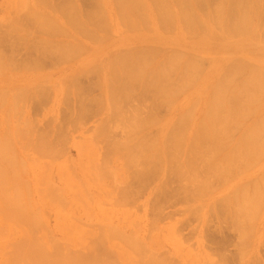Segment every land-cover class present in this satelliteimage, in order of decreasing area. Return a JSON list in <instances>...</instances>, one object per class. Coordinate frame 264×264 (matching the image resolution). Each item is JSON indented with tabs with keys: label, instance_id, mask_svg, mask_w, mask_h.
Returning a JSON list of instances; mask_svg holds the SVG:
<instances>
[{
	"label": "rangeland",
	"instance_id": "374dc122",
	"mask_svg": "<svg viewBox=\"0 0 264 264\" xmlns=\"http://www.w3.org/2000/svg\"><path fill=\"white\" fill-rule=\"evenodd\" d=\"M33 1H37V0H0V34L2 35V37L0 35L1 37L0 41L4 40V39L2 40V38H4V34L6 33V30L4 29L5 27L6 29H8L7 33L9 36L14 35L12 39H11V36L8 37L7 35L8 40L10 41V44H7V46L4 47L5 48L4 50H3V45L0 46V55H2L0 57V60H1L0 61V68H1L0 69V95L2 97V98L0 97V154L2 156L1 155L0 156L3 157V159L0 157L2 159V160L0 159V264H27V261L21 258L22 252L17 250V247L14 248L12 246H14L16 243L18 244V241H21V239L30 237V235H31V238H34L38 242V244L40 243L39 244V247H41L40 249L44 248L48 254H50V252L53 250L52 246L51 245L49 246V244L56 242V245L59 247L60 253H64L66 251H70L74 253L72 249H75L77 252H82L81 247L84 248V246L89 247V250L87 252L92 253V252H95L98 247L100 249L101 247H105V249L103 248L102 250L103 252L104 250H106L105 252L108 251V254L105 253L104 255L105 258L111 256L110 260L115 259L119 263H122V261H120V258L127 260V261L129 260L134 261V263L138 260L140 261V258H138L139 256H137L138 252L137 250H135V247L137 246H129V244L127 245L121 239L119 240V238H117V234H122L126 237L127 236L130 237L131 235L133 239L136 238L138 240H140L143 237L146 239L151 238V240L154 241L153 245H157V246L161 245L160 246L162 249L161 251L165 252L166 250H168L170 252L171 250V252H175V253L178 252L177 254L181 255L182 258L185 259V261L196 260L197 258L201 257V253L208 255L212 260L215 259L214 261H216V257L218 256V251H219L218 250L219 248L216 244L219 242L218 241L213 242V240L211 241V239L208 238V235L205 234L208 232L204 230V228L206 229V227H208L209 230L213 232V235H215L214 241L219 240L221 236L217 235L220 237V238L219 237L217 238L216 232L214 230L216 229L218 222L221 219L219 218L220 216L218 215L210 214L211 211H209L210 213H208L207 212L208 210L206 208L203 210L200 209L201 207L200 205L206 206L204 204L210 205L212 203L213 204L215 203L214 205L216 206L222 203L223 201H225L226 197H227L226 200L231 201L230 199L232 198V201H233V198L235 196H234V193L232 192L236 190L235 188L243 187L242 186L243 184L244 186H247L246 183L248 184L249 187H252L254 184L251 186L249 185V183L252 184L253 182L252 180L254 181L259 180L261 177L260 174H262L263 176L264 156L262 155H264V146L261 145V143L263 142L259 143V147L251 146L254 148L253 149L250 148L253 151H255L254 149L257 150L255 151L256 154H254V152H252L251 150L253 154V160L255 159V156L258 155V157L256 156L257 161L255 159L256 162L252 160L251 158L252 156L250 155L247 158L243 159V157H245L246 155L244 154V152L248 150V149L244 150L245 148L241 150V153L243 152L242 154L244 155L241 156L240 154L241 159L238 158V163H235V166L237 165L238 167L237 166L235 167L234 164H232V166L228 164L224 165L225 162L223 158L226 157V152L227 154L229 152H230L229 154H231L230 149H233L234 146H235L234 148L237 149L235 142L239 143V141L241 140L240 136L243 135L241 132L242 129L244 130L245 127L246 126L248 127L250 124L253 125L255 123L254 119H256V117L257 119H259L258 117L264 115V105H261L262 107L259 106L260 110L259 108L255 109L254 111L258 110L256 111V113L254 111L250 112V114L252 113L253 116L249 114L250 115L248 116L249 120L244 119L245 121L241 122V123H245L243 125L240 124L242 127L240 126L234 127V133L232 132L233 127L228 128V130L232 129L230 131L233 134L230 133V131H228L229 133L226 131L227 132L226 139L228 136H229L228 139L231 137L232 139L231 138H230L231 140L227 139V142L229 141L232 142L233 140V143L227 144L225 142L226 147L222 146L224 148H222L221 146H218L219 145L218 144V145H215L217 147L216 148L214 146H211L213 144L209 143L211 139L205 140V142L201 141L203 143L202 144L203 146L204 144H207V145L203 147L202 145L200 146L201 143H199L198 147L199 146L201 148L203 147L205 150L201 148L200 150L198 148V150L200 151L204 150L202 152L200 151L198 152L203 156V154L204 153L206 154V152L208 151L207 154L209 156H207V154L206 155L204 154V157H202L200 154H196L193 156V153L191 154L190 152L191 150V148L189 147L190 144H188L184 140V138H182L181 135L184 136L186 134L187 136H189L190 131L193 130L192 127L197 122V120H199V118H201L202 116V110L205 107L207 98L209 96L210 86H211L209 85L208 89L205 90L206 84H204L205 78L203 77L205 76V72H207L208 74H211L210 84H212L217 79L215 77L217 73L222 72V69L223 71L229 70L230 66L235 64L234 63L235 61L242 62L244 64H250L264 71V38L262 39L264 35H262L261 37V34L264 33L263 32L264 29H262L264 28V23H263L264 22L263 21L264 20V15H263L264 14V0H258V2L257 0L256 1L253 0V2L255 3L251 2L252 0H238V1L237 0H222V1L217 0V4H215L216 0H210L211 2L213 1L215 3L213 2L210 3L208 6H206V9L204 7L203 11L201 10L199 12L197 10L199 15L195 11L196 13H194V15L195 16L197 15L198 17H200V20H198L199 18H196V17H195L196 21L193 19L195 21L193 22L194 24L198 22L195 25L194 24L191 25L192 22L190 23L188 22L189 24L187 23L188 24L187 26H184V27L176 26L175 27V24L171 22L170 26L160 29L159 26H154L155 27L154 28L153 25H151L150 23L149 24L144 23L143 26L141 24V28L143 27V29L141 30L138 29L135 31V33L139 35L141 34L142 37L141 38L139 37L140 41L143 44L146 43L145 46H141V47L150 46V47H154L157 49L156 50L157 52H155V56H150V55L147 56V57H150L151 60L153 61L152 62L149 60L151 63L154 64L155 62V64H159L161 66L163 64V66L165 67V65H168V64H165L166 60L169 59V62H170V59L172 57L176 58V56L174 55L172 56L170 54L173 53L174 51H179L178 53L180 55L178 56H182V57H180L181 59H180V62L177 63L178 65H181L183 56L187 58L193 57L194 59L197 58V60H195L196 63L194 62V67L196 66L197 69L199 68V70L196 69L195 71H190L189 68H188L189 70L187 69L188 72H193L192 76L194 75L193 76L194 78H193L190 73L189 78L190 77L192 78L193 83L191 80L190 86H188L189 81L187 85V83H185L187 82V80L183 78L184 81L181 82L182 78L180 79L179 77V75L181 76L186 72V68L183 66L184 72H182L181 71L182 66L178 67V65L175 62V59L173 58L174 65L170 64L168 65V67H165L164 69L166 71L163 69L164 73L158 70L159 72H161L160 75L165 74V72L168 75L166 78H164L165 77L164 75L163 77L161 76V78H164L162 82L158 81L160 79L159 78L160 76H156L158 72L155 73L154 72L155 69L153 68L151 71V66L150 68L149 67L142 68V69H145L146 71H149L150 69L151 77L149 76L150 75L149 73L143 70L142 71L146 73L147 77L149 78L144 77L146 74H144V76L139 74V76L145 78L143 79V81H147L146 79L153 78V75L155 74V76L157 77V81L155 80L156 82H154V79L152 80H153V83L157 84V87H158V82L159 84L162 85L163 87L162 90L168 87L167 84L168 85L171 84L175 89V90L173 89L174 91L170 89L171 88L170 86H169L170 87L169 90H171L170 93H168L169 91H166L167 88L164 91L167 93H164L163 91L159 92L157 90L153 91V89L157 88L156 84L153 85L154 88L150 89L151 85L153 84L151 83L152 81L148 80L149 81V83H147L148 86L145 84L146 82L145 83L143 82L145 84L144 85L142 83V80L138 81L141 79V77H139L140 79H138L137 78L138 76L136 77V74H133V76L135 75L134 79L135 78L138 79L137 80L138 82L135 80L134 82L135 84H133V86L134 85L135 86L132 87L131 85L130 90H127L126 86L129 84L128 78H129L130 83L131 81H134V79L130 77L124 78L122 76L123 79H121L122 77H120L118 78L120 79V81L118 80L119 82H115L118 75L122 73V71L119 72L120 62H118L119 64L117 63V65H115L114 67L116 68L117 66L116 69L119 68L118 71H116L115 69L113 72L112 70L114 68L110 67V69L112 68L111 70H109V72L111 73L110 77L111 76L113 77L110 79L112 80L114 79L112 83L115 82L116 84L120 83L123 80L121 82V84L123 85H124L123 82L126 79L128 84H126V86L124 85L126 90L122 89L121 90L122 92H121L119 90L121 89L123 85L122 86L120 85L119 87L120 89H119L117 88L119 84L116 87L115 86L116 84L114 83V86H112L114 87L113 90L116 91L114 92V95L113 94L111 95L112 90H110L111 93L108 94V90L110 87L106 88L107 82L109 86L113 84L111 83L110 80H109L110 82L106 80L108 78L107 76L108 74L103 73V71L106 72V70H104L106 68L104 69L102 68L105 65L106 67H109V66H107V64L104 62L105 59L103 60L104 57H102L103 52L101 50H105V49L110 50L111 48L114 49L116 47L114 45L115 42L109 45L110 41L120 38L124 34L130 32V31H127L126 28H123L124 25L121 23V19H119L120 15L117 14L116 10H118V12L119 10H121L120 5L117 4L118 0H113V1L112 0H106V1L87 0V2H85L86 4L83 3L85 0L83 2L80 0L78 1V4L79 5L82 4L81 7L85 9L84 12L87 15H89V17L91 18V19L89 18V20H92L93 22L101 21L102 23L105 18V21L107 20L108 22L107 21L106 22L107 24H109V26L107 25L108 26L107 28H109L108 29L109 32L107 28H105L104 26L102 27L101 25V28L99 29L101 32H99V30L96 31V35L99 37H96L94 33L95 36L93 37H95V40L92 37L90 38L91 42L88 43L89 39L88 40L83 39L84 44L81 45V48H79L80 45L79 46L77 44L73 45L72 48L73 49L75 47L79 48V51L80 49H82V47H84L81 52L82 54L78 56H73L72 48L71 49L68 48L69 49V50L67 49L68 51L66 49L64 51H60V50L57 51L56 49V47H58L57 45H49L45 43L46 40L44 39H47L48 37V40H49L48 35H52L51 33L54 30H51V29H54V28L49 26L48 27L50 28L49 29L50 31H49L48 28H45L46 30L41 29L40 27H38V25L41 26L42 25L41 22H44L43 24V28H44L48 25H51V23H53V26H54V24L56 23L52 19L53 17L52 10L49 8V6L45 2H43L45 0H38V1H42L41 3L43 4V6H46L48 9L47 8L43 9V6L41 5L42 6L41 7L39 5L40 3H37V2H36L37 5L35 4V7H34ZM91 1L93 3H96L97 6L93 3L91 4ZM220 1L221 2L225 1V2L221 3ZM113 2L114 3L116 2V4L118 5L116 10L114 8L117 5L114 4L113 6L112 5ZM218 2L222 6H225V8L229 6L228 10L229 9L231 11L232 9L236 10V13L241 8L240 6L243 5L242 6L243 8L248 7V9L252 10V12H254L253 13L254 15L258 14L257 16L256 15L254 16L252 14L253 15L252 20L254 21L252 22V24L254 23L253 24L254 27L252 26V29L254 30L255 28V31L256 29L257 31L253 33V31L250 29L253 34H251V32L247 33L246 31V33H240L239 35H234L231 37H228V35H226V37H224L225 35L221 34L224 30L223 28L221 30V27L218 26L216 20L218 17L220 19H223L224 17L225 19L227 17V16L225 17V15H227L226 13L229 12L230 10L229 11L224 10L225 8L222 7ZM104 3H105V6H104ZM237 3L239 4L238 6H237ZM145 4H146L145 6L146 8H142L143 12L141 11V9L140 11L142 12L141 15H143V13H145L146 15L145 16L146 18H144L143 20L148 21L149 19V16L147 15V9L149 8L147 6L148 3L142 2L143 7ZM98 5L100 6V8ZM92 6L95 9L97 7V11L98 10L99 11L96 12L94 8H91ZM219 7H222V8H219ZM40 8H42V10ZM130 8L131 6L127 5L125 8H122V9H130ZM45 9L47 10L48 13L46 12ZM208 9H209V12H208ZM211 9L213 11H210ZM37 10L39 12H36ZM136 10L137 9H135V11ZM43 11H44V14H43ZM50 11L52 14L50 13ZM100 11H101V15H100ZM255 11L258 13H256ZM35 12L36 14L37 13L39 14L41 20L38 21L39 17H37V15L34 14ZM234 12L230 13L231 17L233 16L232 14H234V16L230 19L229 23H233L232 19L236 22H239L237 21L238 20L237 14L239 13L236 14ZM95 13H98L97 17ZM213 13L214 14L217 13V15L219 16L214 15ZM18 14H23V15H20L22 16L20 18ZM31 14H34L36 18L34 17L33 19ZM45 14L49 16V19ZM259 14H262V16ZM172 16L175 17L174 15ZM208 16H211V17H208ZM260 16L261 18L263 17L262 19L261 18L259 19L260 21H263L262 24L260 21H259L260 23L259 24L258 19L256 20V18H254V17L259 18ZM249 17H251V15H249ZM165 18H168V17H165ZM22 20L23 22L25 21L26 22L23 23ZM30 20L34 25H36L35 23H37V27L39 29H36V27L33 26V24H31ZM34 20L37 22H35ZM27 21L30 23H27ZM110 21L112 22V24ZM106 22H104V25H106L105 24ZM8 23L10 24L9 26H8ZM13 23L16 25H14ZM114 23L115 25H113ZM61 24L60 22L57 21L56 25L59 26ZM145 24L148 25L149 27L146 28L147 26ZM257 25L258 27H256ZM27 26L30 29L26 28ZM33 27H35V29ZM113 27H114V30L112 29ZM25 28L28 30H26ZM31 28H33L32 31H31ZM115 28L116 29L118 28V29L116 30ZM144 28H146L147 31L144 30ZM153 28L154 30H151ZM15 29L17 31H15ZM59 29L60 28L55 29V31L57 30V33H58ZM25 31H30V32L26 33ZM35 31H39V33L40 32L45 33L46 36L42 35L41 37L40 34ZM59 32L61 34V31ZM100 33L103 35H98ZM16 34L19 35V39L17 38L18 36H16ZM150 34H155L156 37L153 38L155 39L154 41H156V39L159 37L165 40V42L163 43L157 42L156 45L155 43L153 44L154 41L150 42L151 40L150 39L151 37H149ZM220 34L224 36H221ZM57 35H59V33ZM217 35L218 37H221L222 40L223 39L224 40L221 41L220 39L219 41L218 37H216ZM100 36L102 37L104 36L103 39L105 40L103 41H100L99 39L96 40V38H100L102 40V37ZM105 36L107 38H105ZM144 36H148L146 38L147 40L143 38ZM77 37L81 38L80 35H77ZM210 37L214 41L211 40ZM16 38L18 39V41ZM21 38H23L25 41L21 40ZM196 38L199 40H197ZM162 39H157V40L162 42L161 41ZM215 39H218V41H215ZM41 40L43 41V43ZM59 40H61L62 42L66 41L65 37ZM172 40L175 41L176 43L173 44L171 42ZM28 41H33V42H28ZM17 42L20 43L19 44L20 47H18V45L16 44ZM24 43L25 44L28 43V44L25 45ZM35 43H36V46L38 47V50L40 52H44L42 54H45L42 57V59L39 58V60H37L38 59L37 56L35 57L34 54H32L33 55L32 56L31 54L29 55L28 53V51H30V53L34 52L32 47L34 46L35 48ZM43 44L45 45V47ZM28 45L32 49V52H31V49L30 50L28 49L29 48ZM14 48L16 49V51H14ZM85 48H87L86 49L87 51L85 50ZM120 48L121 49H118L117 47V49L120 51L126 50V48L123 49L124 47H120ZM46 50H49V51L51 50L52 54L55 51H56L55 53L58 52L57 54H55L56 55V57H54L55 59L53 58L51 60L54 54L52 56V54L51 53L49 54V51H46ZM17 51L19 54L17 53ZM75 51L76 50H74V53L77 52ZM21 52L24 53L23 54L24 56H22ZM60 52L62 54L63 52L67 53L63 55V57L65 56L68 57V54H69V55H72L74 58H72V56H69L68 60L66 57V59L64 58L65 60L62 62L63 58L62 60L60 59V57L62 56ZM59 53L61 54V56ZM202 53H205V54L203 55ZM14 54L16 55L15 57H14ZM208 54L213 55V56L211 58H206L205 56H207ZM151 55H154V54H151ZM57 56L59 57V60L56 59L58 58ZM144 60L141 59V61H144ZM9 61H11V63ZM149 61L147 60V62ZM158 61L159 62L162 61V64H160L161 62L158 63ZM114 63H116V61ZM142 63L143 62H141V65ZM151 63H147V64L150 65ZM108 64L114 66L112 63H108ZM143 65H146V64H143ZM22 66L24 67L22 68ZM96 67L98 69H102L100 73L94 72ZM138 67H136L135 69H138ZM200 67L202 68L200 69ZM88 69L89 71H87ZM108 69L109 68H107V70ZM84 70H86V72ZM81 71H84V72H81ZM135 71L137 73V70ZM167 71H169V74ZM127 72L128 70L123 71V73L126 75H127ZM152 72L154 74H152ZM72 75H74L75 77H73ZM127 76H129V73ZM185 76H188V75H185ZM130 79H133V80H130ZM236 79L239 80L238 78ZM183 82L185 83V85H183L184 84ZM178 83H181L179 84L180 86L178 85ZM186 85L188 86V88H186ZM69 86L71 87V90H69L70 89ZM144 89L146 90V92L144 91ZM72 91H74L73 93L75 94H72ZM24 93L26 95H24ZM176 93L177 94L181 93V94L177 95ZM162 95L165 97L163 98ZM28 97L29 98L31 97V98L29 99ZM242 98H241L242 101L240 102H237L238 100L236 99L231 100V102L229 101L230 103H232L231 104L232 107L229 108L231 109V112L236 113L237 111H239V108L242 105L244 106L246 104V101H243ZM263 98H264V91H263ZM112 101H113V105H112ZM114 101L115 103H118V104H115ZM233 101L234 103L236 102L238 105H240L237 107L238 109V110L236 109L237 111H234L235 110L234 106L236 105V103L234 104ZM262 104H264V99L262 100ZM195 105L196 107L194 108ZM231 105H229L228 107H230ZM233 107L234 109L232 111ZM115 109L117 110L114 111ZM138 110L141 112H139ZM185 110L186 112H188L187 115L189 116L194 114L195 116L194 118L193 116H190L191 121L187 117L185 120L184 118ZM137 113L138 114L142 113V114L137 116L138 115ZM257 113L259 114V116ZM143 116H144V119H143ZM115 117L118 119H116ZM175 117H178V119ZM110 119L114 121H111ZM129 121L131 122L130 125H129ZM176 121L177 122L179 121L178 122L179 124ZM189 121L191 123L190 125L188 124ZM255 121H258V120H255ZM180 122L182 124L186 123L187 125L183 124L181 126ZM151 123L153 125H151ZM176 123L180 126L178 127ZM172 124L174 125L176 124L175 128L173 127L174 125ZM176 126L178 128H176ZM173 128L175 131L180 128L179 130H177V132L179 131L182 133L179 134L178 132L177 134L180 136L181 139L177 137L179 139L178 142H172V141H171L172 143L168 142L167 144L171 143L172 145H170L171 147L169 145L166 147V143L163 142V140L161 141V139L162 138L164 139L166 135L171 137L170 136L171 132H174L175 134V131L172 130ZM182 128L185 130H182ZM126 129L128 131H126ZM170 130L172 131L170 132ZM177 134H175V136ZM186 135L184 137H187ZM129 136L133 141L129 139ZM125 138H127L129 142L126 141ZM182 139L186 145H184V142L181 141ZM121 140L124 141L125 144ZM136 141L139 142V145L137 144ZM141 143H143L142 146L140 145ZM255 144H252V145H255ZM186 147L187 148L189 147L190 150L188 149L189 150L188 151ZM208 147L209 148L214 147V148H211L212 151L214 149L215 150L217 149L219 151L216 150L217 152L213 151L210 153L209 151L211 150L208 149ZM258 148L261 152H258ZM162 150H165L166 154L163 153L164 151ZM166 150H168V153L166 152ZM191 151L193 152L194 150L192 149ZM214 153L217 155H215ZM245 153H248V152L246 151ZM257 153H260V154L262 153V155L259 156V154ZM189 155L191 158H189ZM197 155L200 156V158L196 157ZM4 156L5 157L8 156L7 159ZM206 156L209 159H207ZM168 157L171 163L168 162L169 160ZM176 157H178V160ZM185 157L191 159L189 161L190 163H188L189 165L190 164L191 165L197 164V165L192 166L190 168L188 164L187 166L184 163ZM249 157L251 158L252 162ZM8 158H10L11 160L10 162ZM205 159L210 163L209 165H211L212 163L214 164V166L217 163V161H218V164H221L222 162V164L225 167L230 166L229 168L230 170L227 169L228 167L225 168L223 166L224 172L223 171L221 172L220 170H222L223 168H220L218 164H216V166H218L220 170L216 169L214 171L215 169L213 168L214 166L210 167L211 169L208 170L209 169L207 167L208 162H206ZM246 159L249 161H247ZM140 160L144 162H141ZM187 161L188 159L186 160V162ZM191 161H193V164ZM204 162H206V165ZM245 163H247L250 168ZM238 164L242 167H240ZM173 165L174 166L176 165V166L174 167ZM180 165L183 167H181ZM201 165L203 168L200 167ZM243 166L246 168H244ZM166 168L167 169L169 168V169L167 170ZM181 168L182 170H180ZM194 168L195 170L198 169L196 173H195ZM205 169H207L206 172H204ZM189 170H192V173L193 172L194 173L192 174ZM211 170L215 173H213ZM239 170H241L242 172ZM219 171L221 173H219ZM258 171L260 172L256 173ZM179 172L181 173L183 172V173L179 174ZM177 173L180 176L184 174L183 175L184 177H179ZM197 173L199 175H197ZM216 173H219V174H216ZM192 176L196 177V179L194 177L192 178ZM243 180H246V181L243 182ZM183 181H186V183ZM263 182H264V179H263ZM258 185H257L258 188L262 189L263 187L262 190H264L263 183L261 184L260 182H258ZM196 186L197 187L199 186L200 188L199 187L197 188ZM202 187L204 188L207 187V189L205 190ZM15 190L16 192L17 191L20 192V193L17 192L20 194V196L24 197V198L19 199L21 201L22 199H24L22 202L21 201L19 202L17 200V198H19L20 196L19 197L17 196V198L15 197V195H17V193H14ZM130 192L132 195H129ZM201 193H203V195H201ZM2 197H5L7 199L6 200L3 199L2 201ZM9 197L11 199H9ZM4 201H7V204L10 202L11 203V204L9 203L10 206L13 204L12 201H15V202L18 201L17 202L18 204L17 205L13 204L14 208L12 207L14 211L16 209L17 211L11 213V211H13L12 208L9 209V206ZM259 204L261 205L259 206L258 210L254 214L251 220V223L249 224L251 228L253 227L255 228L254 229L255 231L251 229L250 231L251 232L253 231V232L252 233L249 232L248 235L246 234L247 241H246L245 246L243 247L242 254H240L241 259H240L239 252L236 250L237 247L235 246L237 243V239L235 238L234 240V237H231V239L228 240L229 241L228 245L225 244V249H224L226 250V253H229L230 256L228 254L225 255V251L222 250V252L224 251V253L222 254H224L227 259H225V262L224 261L220 262L221 264L223 263L225 264H256L257 263L259 264L260 262H261L260 264H264V199L263 201H259ZM197 206L201 210V211L200 210L197 211V212H200V213H197L198 215H196L195 211H193V209L195 210ZM15 207L17 208L15 209ZM160 207L161 209H157ZM189 208L190 210H188ZM156 209L160 210V212L159 211L157 212L160 213L161 215L160 217L155 219V216L156 217L158 216L157 212L154 213ZM191 210L193 213L192 215L189 216V213L187 212L189 211L191 214ZM196 216H199L201 219L203 217L202 220H200L199 218L201 222H199L198 217ZM216 216H218V218H216ZM157 219H159L160 221ZM205 221L208 224L205 223ZM182 225H184L183 228H181ZM174 229L177 230L178 232L176 233ZM173 233H174V236H173ZM181 234L185 237H183ZM225 234H227V232H225ZM225 234L223 236H225ZM204 235L205 237H207V240H205L206 238L205 239L202 238V236ZM180 236L184 240L181 239ZM175 237H177L181 241ZM232 239L234 240L233 242H232ZM134 241L136 242L137 240L134 239ZM123 243L126 245L124 246ZM209 247H212V250ZM15 249L16 251L14 252ZM213 250L214 251L217 250V251L214 252ZM87 252H84V253H87ZM214 253H216L217 256H215L216 254L214 255ZM236 253H238L239 256ZM122 255L123 256L125 255V256L123 257ZM227 256H229V258ZM219 257H220V253H219ZM218 259L219 258H217V260Z\"/></svg>",
	"mask_w": 264,
	"mask_h": 264
},
{
	"label": "bare ground",
	"instance_id": "6f19581e",
	"mask_svg": "<svg viewBox=\"0 0 264 264\" xmlns=\"http://www.w3.org/2000/svg\"><path fill=\"white\" fill-rule=\"evenodd\" d=\"M78 1L79 0H51V1H49V0H45V1H43V2H45L48 6H49V8L52 10V13H53V17H52V19L54 20V22L57 24V21L58 22H60V24L61 25H59V26H57L56 24H54V26H53V23H51V25H48V26H46V27H44L43 28V24H44V22H41V26L40 25H38V27H40L41 29H45V28H48L49 26L50 27H53L54 29H51V30H54L51 34L52 35H48L49 36V40H48V37H47V39H44V40H46V42L45 43H47V44H49V45H57L58 47H56V49H57V51L58 50H60V51H64L65 49L67 50L68 48H72L73 47V45H80V47L79 48H81V45H83L84 44V42H83V39H89L88 41V43H90L91 42V40H90V38H92L93 36H95L96 35V31H98L100 28H101V25H102V27L104 26L105 28H107L108 26H109V24H107V22L105 21V18L104 17H102V18H104V21L101 23V21H99V22H93L92 20H89V15H87L84 11H85V9L84 8H82L81 6H82V4L81 5H79L78 4ZM80 1H84V0H80ZM101 1V0H100ZM102 1H106V0H102ZM113 1V0H112ZM219 1V0H218ZM222 1V0H221ZM220 1V2H221ZM238 1V0H237ZM237 1H235V2H237ZM256 1V0H255ZM34 2V7H35V4L37 5V3H40L39 5L41 6H43V4L41 3L42 1H33ZM37 2V3H36ZM81 2V3H82ZM85 2H87V0H85L83 3H85ZM111 2V1H110ZM142 2L143 3H148V9H147V15L149 16V19H148V21L147 20H143L144 18H146L145 16V13H143V15H141V13L143 12L142 11V8H146L145 6H146V4L144 5V7L142 6ZM213 2V1H212ZM210 0H118V3L117 4H119L120 5V7H121V10L123 11H121V10H119V12H118V10H116V8L118 7V5L116 4V2L114 3L113 2V6H114V4H116L115 6V10L117 11V14H119L120 16H119V19H121V23L124 25L123 26V28H126L127 29V31H130L129 33H126V34H124L122 37H120V38H117V39H115V40H111L110 41V43H109V45H111V43H114V45L116 46L114 49H110V50H101L102 52H103V55H102V57H104L103 58V60H104V62L107 64V66H109V67H106V65L102 68V69H104V68H106V69H104V70H106V72L105 71H103V73L104 74H108L107 76H108V78L106 79L107 81H111V83H112V81L114 80H112V79H110V78H113L112 76L110 77V75H111V73L109 72V70H111L110 69V67H115V65H117V63L118 62H120V70H119V68L118 69H116L117 68V66H116V68H114L112 71L114 72V70L116 69V71H118L119 70V72H121L122 71V73H120V75H118V77H117V79H116V81L115 82H119L120 81V79H118V78H120V77H126V78H128V77H130V78H133L134 79V77H135V75L133 76V74H136V77L138 78V79H140L139 77H141V76H139V74L140 75H143L144 76V74H146V73H144L143 71H146L145 69H142V68H147V67H149L150 68V66H151V71H152V68L153 69H155L154 70V72L156 73V72H158L157 73V75L156 76H160L159 78L161 79H159L158 81H161L162 82V80L164 79V78H166L168 75L166 74V72H165V74H162V75H160V73L161 72H159V71H162L163 73H164V68L165 67H168V65H170V64H173L174 62V59H175V62H176V64L178 63V62H180V57H182V56H178V55H180L178 52L179 51H174L173 53H171L170 55H174V56H176V58L175 57H172L171 59H170V62H169V59L168 60H166V63L165 62H163V63H165V64H168V65H165V67L163 66V64H162V61H158V63H160V64H162V66L161 65H159V64H155V62H154V64L153 63H151L150 61H152L151 60V58L150 57H147V56H155V52H157L156 50V48H154V47H150V46H148V47H141V46H145V44H143L141 41H140V38L142 37L141 36V34L139 35V34H137V33H135V31L136 30H138V29H143V27L141 28V24H142V26H143V24L144 23H146V24H151V25H153V27L154 26H159L160 27V29H163L164 27H167V26H170L171 25V22H173L174 24H175V27L176 26H180V27H184V26H187L190 22H192L191 23V25L192 24H194L193 22H195L196 20H195V17L196 18H199L198 20H200V17H198L197 15L195 16L194 15V13H196L197 12V10L200 12L201 10L203 11V9H204V7H205V9H206V6H208L210 3H212ZM225 1H223V2H221V3H224ZM230 2V1H229ZM243 2V1H242ZM245 2V1H244ZM251 2H253V0L251 1ZM257 2H258V0H257ZM80 3V2H79ZM93 2L91 1V4H92ZM98 3H100V2H98ZM213 3H215V2H213ZM219 3V2H218ZM239 3V2H238ZM237 3V6L239 5ZM246 3V2H245ZM245 3H244V5H245ZM253 3H255V2H253ZM86 4V3H85ZM93 4H95L96 5V3H93ZM215 4H217V0H216V3ZM220 4V3H219ZM127 5H130L131 6V8L130 9H122V8H125ZM221 5V4H220ZM232 5V4H231ZM256 5V4H255ZM40 6H38V7H40ZM41 6V7H42ZM97 6V5H96ZM99 6V5H98ZM104 6H105V3H104ZM222 6V5H221ZM243 6V5H242ZM242 6H240L241 8L239 9V11L237 12V13H239V14H237L236 13V10H233L232 9V11L234 12V13H236L237 14V16H238V20L237 21H239V22H236V21H234L233 19H232V22L233 23H229V21H230V19L234 16V14H232L233 16L231 17V14L230 13H233L230 9V11L228 10V7L229 6H227L226 8H225V6H222V7H224L225 9L224 10H226V11H229V12H227L226 14L227 15H225V19H224V17H223V19H220L219 17L217 18V24H218V26H220L221 27V30H222V28H223V32L221 33V34H224V35H221V36H224V37H226V35H228V37H231V36H234V35H239L240 33H246V31H247V33H249V32H251V34H253L254 32H256L257 31V29H256V31H255V28H254V30L252 29V26L254 27V23L252 24V22H254L253 20H252V16L254 15L253 13L254 12H252V10H250V9H248V7H246V8H243ZM249 6V5H248ZM37 7V6H36ZM109 7V6H108ZM112 7V6H111ZM222 7H219V8H222ZM44 8H47L46 6H43V9ZM91 8H94L93 6L91 7ZM99 8H100V6H99ZM98 8V9H99ZM209 8V7H208ZM235 8V7H234ZM32 9V8H31ZM41 10H42V8H40ZM48 9V8H47ZM83 9V10H82ZM95 9V8H94ZM135 9H137L136 11H135ZM140 9H141V11H140ZM46 10V9H45ZM96 12H98L97 11V7H96ZM213 10H214V8H213ZM212 9L210 10V11H213ZM216 10V9H215ZM221 10V9H220ZM223 10V9H222ZM223 10V11H224ZM64 11V12H63ZM68 11V12H67ZM106 11H108V10H106ZM114 11V10H113ZM112 11V12H113ZM115 11V12H116ZM196 11V12H195ZM206 11V10H205ZM257 11V10H256ZM255 11V12H256ZM34 12V11H33ZM36 12H39L38 10L36 11ZM36 12L34 13L35 15H37V17H39V19H38V21L39 20H41L40 19V16H39V14L37 13L36 14ZM46 12H47V10H46ZM104 12V11H103ZM144 12H146V11H144ZM208 12H209V9H208ZM31 13V12H30ZM30 13H28V14H30ZM48 13V12H47ZM50 13H51V11H50ZM51 13V14H52ZM105 13V12H104ZM202 13V12H201ZM256 13H258V12H256ZM25 14V13H24ZM27 14V15H28ZM34 14H31L32 15V18L34 19V17L36 18V16H34ZM43 14H44V11H43ZM96 14V17H97V14L98 13H95ZM117 14H116V16H117ZM140 14V15H139ZM197 14H198V12H197ZM208 14V13H207ZM214 14V13H213ZM253 14V15H252ZM16 15V14H15ZM20 15H23V14H18V16L21 18L22 16H20ZM26 15V14H25ZM46 15V14H45ZM100 15H101V11H100ZM115 15V14H114ZM167 15V16H166ZM172 15H174L175 17H173ZM199 15V14H198ZM203 15H204V13H203ZM202 15V16H203ZM210 15V14H209ZM214 15H217V13L216 14H214ZM222 15H223V13H222ZM249 15H251V17H249ZM256 16L258 15V14H255ZM254 15V16H255ZM259 15H261L262 16V14H259ZM264 15V14H263ZM47 16V15H46ZM99 16V15H98ZM211 16H213V15H211ZM211 16H208V17H211ZM217 16H219V15H217ZM261 16L259 17V18H257V17H254V18H256V20L258 19V23H259V19L261 18ZM48 17V19H49V16H47ZM101 17V16H100ZM165 17H168V18H165ZM170 17H172V18H170ZM207 17V16H206ZM214 17H216V16H214ZM235 17H236V15H235ZM19 18V19H20ZM26 18V17H25ZM109 18V17H108ZM175 18V19H174ZM263 18V17H262ZM261 18V19H262ZM22 19H24V18H22ZM51 19V20H52ZM91 19V18H90ZM113 19V18H112ZM119 19H118V21H119ZM142 19V20H141ZM174 19V20H173ZM195 21H194V20ZM219 19V20H218ZM250 19V20H249ZM28 20H29V18H28ZM35 20H37V19H35ZM34 20V21H35ZM114 20V19H113ZM141 20V21H140ZM236 20V19H235ZM42 21H43V19H42ZM264 21V20H263ZM263 21H260L261 22V24H262V22ZM12 22V21H11ZM14 22V21H13ZM22 22H23V20H22ZM26 22V21H25ZM25 22H23V23H25ZM30 22H31V20H30ZM30 22H28L27 21V23H30ZM35 22H37V21H35ZM51 22H53V21H51ZM104 22H106L105 24L106 25H104ZM111 22V21H110ZM109 22V23H110ZM189 22V23H188ZM22 23V24H23ZM26 23V24H27ZM188 23V24H187ZM196 23H198V22H196ZM195 23V24H196ZM257 23V22H256ZM264 23V22H263ZM6 24H7V22H6ZM14 24V23H13ZM31 24H33L32 22H31ZM30 24V25H31ZM36 25H34L33 24V26H35L36 27V29H39L38 27H37V23H35ZM38 24H39V22H38ZM46 24V23H45ZM111 24H112V22H111ZM120 24V23H119ZM145 24V25H146ZM166 26H165V25ZM194 24V25H195ZM260 24V23H259ZM258 24V25H259ZM10 24L8 23V26H9ZM14 25H16V24H14ZM30 25H29V27H30ZM108 25V26H107ZM113 25H115V23L113 24ZM144 25V26H145ZM258 25L256 26V27H258ZM2 26V25H1ZM7 26V27H8ZM112 26V25H111ZM147 27L146 28H148L149 26L148 25H146ZM260 26H262V25H260ZM11 27V26H10ZM13 27V26H12ZM15 27V26H14ZM35 27H33L34 29H35ZM115 27V26H114ZM114 27L112 28L113 30H114ZM16 28V27H15ZM26 28H28V26L26 27ZM25 28V29H26ZM33 28H31V31H32V29ZM58 28H60L59 30H58V33H59V35H57L58 33H57V30L55 31V29H58ZM146 28H144V30H146L147 31V29ZM155 28V27H154ZM154 28L153 29H151V30H154ZM179 28V27H178ZM5 30H6V33L4 34V38H2V40L3 41H0V46L1 45H3V50L5 49L4 47H6L7 46V44H10V41L8 40V37H10L9 35H8V33H7V30L8 29H6V27L4 28ZM10 29V28H9ZM13 29V28H12ZM28 29H30V28H28ZM28 29H26V30H28ZM50 28H48V30H49ZM109 28H107V30H108ZM116 29V28H115ZM118 29V28H117ZM116 29V30H117ZM183 29H185V28H183ZM253 31V33H252V31ZM260 29V28H259ZM262 29H264V28H262ZM46 30V29H45ZM15 31H17L16 29H15ZM34 31V30H33ZM42 31V30H41ZM50 31V30H49ZM48 31V32H49ZM59 31H61V34H60V32ZM26 33H28V32H30V31H25ZM35 32H37V33H39V31H35ZM35 32H33V33H35ZM44 32V31H43ZM56 34H55V33ZM63 32V33H62ZM99 32H101L100 30H99ZM108 32H109V30H108ZM118 32V31H117ZM264 32V31H263ZM21 33V32H20ZM24 33V32H23ZM25 33V34H26ZM94 33H95V35H94ZM103 33V32H102ZM155 33V32H154ZM257 33H259V32H257ZM40 34V36L42 37V35H45L46 36V34L45 33H39ZM39 34H37V35H39ZM55 34V35H54ZM104 34V33H103ZM103 34H98V35H103ZM127 34H129V35H127ZM1 35V34H0ZM7 35H8V37H7ZM22 35V34H21ZM77 35H80V37L81 38H79V37H77ZM106 35H108V34H106ZM255 35V34H254ZM262 35H264V33H262L261 34V37H262ZM14 36V35H13ZM13 36H11V39H12V37ZM16 36H18L17 38L19 39V35L18 34H16ZM25 36H27V35H25ZM62 36V37H61ZM259 36V35H258ZM1 37H2V35H1ZM0 37V38H1ZM63 37H65V40L66 41H61V40H59V39H63ZM96 37H99V36H97L96 35ZM100 37H102V36H100ZM140 37V38H139ZM148 36H144L143 38L145 39V40H147L146 38H147ZM149 37H151L150 39V42H152V41H154L155 39H153L154 37H156L155 36V34H150V36ZM216 37H218V35L216 36ZM223 37V38H224ZM16 38V39H17ZM28 38V37H27ZM31 38V37H30ZM35 38V37H34ZM33 38V39H34ZM51 38V39H50ZM68 38H70V39H68ZM94 38V40H95V37H93ZM104 38V36L102 37V40L100 39V38H96V40L97 39H99L100 41H103V40H105V39H103ZM105 38H107L106 36H105ZM178 38V37H177ZM215 38V37H214ZM264 37H262V39H263ZM10 39V40H11ZM13 39H15V38H13ZM18 39H17V41H18ZM26 39V38H25ZM36 39V38H35ZM157 39H162V38H157ZM156 39V41H154L153 42V44L155 43V45L157 44V42H159V43H163V42H165V40H161L162 42H160V41H158ZM197 39V38H196ZM210 39H211V37H210ZM218 39H219V41H220V39H221V41H223L222 40V38L221 37H218ZM218 39H215V41H218ZM261 39V40H262ZM21 40H24L23 38H21ZM68 40V41H67ZM197 40H199V39H197ZM211 40H213V39H211ZM260 40V41H261ZM14 41V40H13ZM12 41V42H13ZM25 41V40H24ZM42 41V40H41ZM192 41V40H191ZM205 41V40H204ZM214 41V40H213ZM259 41V42H260ZM2 42V43H1ZM16 42V41H15ZM21 42V41H20ZM27 42V41H26ZM28 42H33V41H28ZM94 42V41H93ZM173 44L174 43H176L175 41H171ZM170 42V43H171ZM262 42V41H261ZM42 43H43V41H42ZM220 43V42H219ZM218 43V44H219ZM17 45H18V47H20L19 46V44L20 43H16ZM25 44V43H24ZM28 44V43H27ZM27 44H25V45H27ZM64 44V45H63ZM67 46H66V45ZM16 45V46H17ZM44 45V44H43ZM48 45V46H49ZM11 46V45H10ZM13 46V45H12ZM29 46V45H28ZM88 46V45H87ZM128 46V47H127ZM37 46H36V43H35V48H34V46L32 47L33 48V51L34 52H32V49L30 48V46H29V50L31 49V52L32 53H30V51H28V53H29V55L31 54H34V56L36 57H38V59L37 60H39V58L40 59H42V57L45 55V54H42V53H44V52H40L39 50H38V47L36 48ZM44 47H45V45H44ZM53 47V46H52ZM51 47V48H52ZM75 47V46H74ZM86 47V46H85ZM113 47V46H112ZM117 47H118V49H121L120 47H124L123 49H125L126 48V50H122V51H120V50H118L117 49ZM16 48V47H15ZM14 48V51H16V49ZM49 48V47H48ZM54 48V47H53ZM76 48V47H75ZM73 49V51H72V53H73V56H78V55H81L82 53V49L84 48V47H82V49H80V51H79V48H76V49ZM149 48V49H148ZM193 48V47H192ZM27 49V50H28ZM46 49H47V47H46ZM50 49V48H49ZM87 48H85V50H86ZM88 49H89V47H88ZM1 50H2V48H1ZM69 50V49H68ZM67 50V51H68ZM74 50H76L75 52L76 53H74ZM9 51V50H8ZM46 51H49V50H46ZM80 53H79V52ZM87 51V50H86ZM100 51V52H101ZM125 51V52H124ZM150 51V52H149ZM204 51V50H203ZM23 52V51H22ZM21 52V53H22ZM40 52V53H39ZM56 52V51H55ZM55 52H53V54H54V56H53V54L51 53V50L49 51V54L51 53L52 54V58H51V60L54 58V57H56V55L55 54H57V53H55ZM112 52H114V53H112ZM12 53H13V51H12ZM15 53V52H14ZM17 53H18V51H17ZM45 53H47V52H45ZM61 53V52H60ZM59 53V54H60ZM78 53V54H77ZM97 53H99V52H97ZM110 53H112V54H110ZM16 54V53H15ZM14 54V57L16 56ZM19 54V53H18ZM24 53H22V56H24L23 55ZM48 54V55H49ZM62 54V53H61ZM61 54H60V56H61ZM65 54H67V53H64L63 52V54H62V56L60 57V59L62 60V58H63V60H62V62L66 59V57L67 56H65V57H63V55H65ZM75 54V55H74ZM151 54H154V55H151ZM203 55L205 54V53H202ZM47 55V54H46ZM190 55V54H189ZM188 55V56H189ZM2 55H0V57H1ZM21 56V57H22ZM33 56V55H32ZM69 56H72V55H69L68 54V57H67V60H68V58H69ZM72 56V58H74ZM191 56V55H190ZM19 57V56H18ZM47 57V56H46ZM51 57V56H50ZM58 57V56H57ZM87 57V56H86ZM85 57V58H86ZM96 57V56H95ZM144 57H146V58H148V59H146V58H144ZM192 57V56H191ZM7 58V57H6ZM20 58V57H19ZM25 58V57H24ZM34 58V57H33ZM65 58V59H64ZM150 58V59H149ZM152 58H154V57H152ZM174 58V59H173ZM185 58V59H184ZM44 59V58H43ZM46 59V58H45ZM50 59V58H49ZM55 59V58H54ZM56 59H58L59 60V57L58 58H56ZM141 59H145L144 61H145V63H144V61H141ZM21 60V59H20ZM28 60V59H27ZM35 60V59H34ZM36 60V61H37ZM47 60V59H46ZM72 60V59H71ZM147 60L149 61V62H147ZM195 60H197V58H190V57H185V56H183V58H182V61H181V65H178V67L179 66H182L181 68H182V70H181V68H180V70L182 71V72H184L183 71V69H184V67L186 68V72L183 74V75H179V77H180V79H181V82L182 81H184L183 80V78L185 79V80H187V82H185V83H187V85H188V81H189V85L188 86H190V82H191V80H192V78L190 79L189 78V75H190V73H191V76H192V73L193 72H188V70L190 69V71H195L196 69H197V67L195 66L194 67V62L196 63V61ZM199 60V59H198ZM1 61V60H0ZM22 61H23V59H22ZM32 61V60H31ZM35 61V62H36ZM107 61V62H106ZM113 61V62H112ZM116 61V63H114ZM165 61V60H164ZM172 61V62H171ZM200 61V60H199ZM6 62V61H5ZM10 63H11V61H9ZM30 62V61H29ZM33 62V61H32ZM34 62V63H35ZM40 62V61H39ZM45 62V61H44ZM47 62V61H46ZM59 62V61H58ZM61 62V63H62ZM141 62H143L142 63V65L143 64H146V65H141ZM151 63L150 65H148L147 63ZM153 62V61H152ZM3 63V62H2ZM1 63V64H2ZM33 63V64H34ZM60 63V62H59ZM67 63V62H66ZM108 63H112L114 66H112V65H109ZM157 63V62H156ZM201 63V62H200ZM199 63V64H200ZM235 64L234 65H232V66H230V68H229V70H226V71H223V69H222V72H218L217 73V75L215 76L217 79H216V81L214 82V83H212V84H210L211 86H210V91H209V96H208V98H207V101H206V104H205V107L203 108V110H202V116H201V118H199V120H197V122L194 124V126L192 127L193 128V130L192 131H190V133H189V136H187L186 134V136L187 137H184L183 135H181L182 136V138H184V140L188 143V144H190V148H191V150L193 149L194 151L192 152L190 149H189V147L187 148L186 147V149L188 150H190V152H191V154L193 153V156L194 155H196V154H200L198 151H200L201 149H204L203 147L205 146V145H207V144H204V146L202 145L203 143L201 142V141H204L205 142V140H209V139H211L210 141H212V142H210L209 141V143H211V144H213V145H211V146H214V147H216L215 145H218V146H224V147H226V145H225V142L227 143V144H231V143H233V140H232V142L231 141H229V142H227V139H228V137H227V139H226V136H227V132L228 131H230V130H232V129H229L228 130V128H230V127H233V130H232V132L234 133V127H242L241 125H243V124H245V123H241V122H243V121H245L246 119L247 120H249L248 119V116H250V115H252V113L250 114V112H252V111H254L255 109H257V108H259V106H261V105H264V104H262V100L264 99L263 98V91H264V71L262 70V69H259V68H257V67H255V66H252V65H250V64H244V63H242V62H237V61H235L234 62ZM7 64V63H6ZM38 64V63H37ZM40 64V63H39ZM56 64H57V62H56ZM119 64V63H118ZM122 64V65H121ZM153 64V65H152ZM12 65V64H11ZM10 65V66H11ZM14 65V64H13ZM41 65V64H40ZM139 65H141V66H139ZM174 65V64H173ZM173 65H171V66H173ZM7 66V65H6ZM32 66H34V65H32ZM35 66H36V64H35ZM39 66V65H38ZM37 66V67H38ZM139 66V67H138ZM153 66V67H152ZM184 66V67H183ZM197 66H199V65H197ZM3 67V66H2ZM24 66H22V68H23ZM40 67V66H39ZM127 67H128V69H127ZM130 67V68H129ZM136 67H138V69H135ZM13 68V67H12ZM11 68V69H12ZM66 68V67H65ZM64 68V69H65ZM107 68H109L108 70H107ZM189 68V69H188ZM202 67H200V69H201ZM1 69V68H0ZM10 69V70H11ZM76 69H78V68H76ZM81 69V68H80ZM102 69H98L97 67H96V69L94 70V68H93V70H94V72L96 73H100L101 72V70ZM131 69H132V71H131ZM164 69V70H163ZM169 69H170V67H169ZM168 69V70H169ZM179 69V68H178ZM188 69V70H187ZM83 70V69H82ZM96 70H98V71H96ZM126 70H128V72H127V75H128V73H129V76H127L126 74H124L123 73V71H126ZM135 70H137V73H136V71ZM143 70V71H142ZM159 70V71H158ZM197 70H199V68L197 69ZM85 72H86V70H84ZM84 71H81V72H84ZM87 71H89V69L87 70ZM108 71V72H107ZM115 71V72H116ZM166 71V70H165ZM78 72H79V70H78ZM93 72V71H92ZM118 72V73H119ZM135 72V73H134ZM143 72V73H142ZM147 73H149L150 74V69H149V71H146ZM168 72V74H169V71H167ZM188 72V73H187ZM74 73V72H73ZM126 73V72H125ZM172 73V72H171ZM170 73V74H171ZM79 74H80V72H79ZM112 74H114V73H112ZM116 74V73H115ZM123 74V75H122ZM138 74V75H137ZM152 74H154L153 72H152ZM78 75V74H77ZM98 75V74H97ZM163 75L165 76L164 78H161V76L163 77ZM185 75H188V76H185ZM73 77H75L74 75H72ZM88 76V75H87ZM117 76V75H116ZM150 77H151V74L149 75ZM155 76V74L153 75V78H150V79H146L147 81H143V79H145L146 77H147V74L144 76V77H141V79L140 80H138V79H134V81H131V83H130V81H129V78H128V83L130 84H128L127 83V80L125 79L124 80V85L126 86V84H128L127 86H126V88H127V90H130V88H131V85H132V87H134L133 86V84H135L134 82H135V80L137 81H141L142 80V83L144 82H146L145 84L148 86V84L147 83H149V81L148 80H150V81H152L151 83H153V80L152 79H154V82H156L157 81V77ZM170 76V75H169ZM182 76H184V77H182ZM194 76V75H193ZM192 76V77H193ZM239 76H240V78H239ZM123 77L121 78V79H123ZM154 77H156V78H154ZM179 77H177V78H179ZM106 78V77H105ZM147 78H149V77H147ZM174 78V77H173ZM194 78V77H193ZM236 78H238L239 80H237ZM133 79H130V80H133ZM101 80V79H100ZM119 80V81H118ZM156 80V81H155ZM179 80V79H178ZM196 80V79H195ZM72 81V80H71ZM109 81V82H110ZM123 81V80H122ZM121 81V82H122ZM137 81V82H138ZM99 82H101V81H99ZM98 82V83H99ZM115 82H113L112 84L113 85H111V86H109L108 85V82H107V87L106 88H108V87H110L109 88V90H108V94H110L111 93V91L110 90H112V93H111V95L113 94L114 95V92H116L115 90H113V88L114 87H112V86H114V83ZM121 82L120 83H118V84H116L115 86L117 87V85H118V87L117 88H119L120 87V85L122 86L123 84H121ZM166 82V81H165ZM169 82V81H168ZM71 83V82H70ZM140 83V82H139ZM143 83V84H144ZM184 83V82H183ZM185 83L183 84V85H185ZM192 83H193V80H192ZM191 83V84H192ZM82 84V83H81ZM144 84V85H145ZM154 84H156V83H153L152 85H151V87H150V85H149V87H150V89L151 88H154ZM170 84V83H169ZM179 84H181V83H178V85ZM72 85V84H71ZM70 85V86H71ZM101 85V84H100ZM122 86L121 87V89L119 90V91H121L122 89H124V90H126V88H125V86ZM140 85V84H139ZM177 85V84H176ZM182 85V86H183ZM186 85V88H188V86ZM69 86V87H70ZM84 86V85H83ZM153 86V87H152ZM159 86H161V87H159ZM165 86V85H164ZM167 86L168 87H166V88H164V90H162L163 89V87H162V85L161 84H159V82H158V87H157V84H156V87L157 88H155V89H153V91L154 90H157V91H159V92H164L165 91V89H166V91H169L168 93H170V91L172 90V91H174L175 89H174V87L170 84V85H168L167 84ZM171 88H170V87ZM180 86V85H179ZM178 86V87H179ZM116 87H115V89H116ZM129 87V88H128ZM148 87V88H149ZM208 87V86H207ZM76 88V87H75ZM141 88V87H140ZM160 88V89H159ZM169 88L171 89V90H169ZM177 88V87H176ZM261 88H262V90H261ZM73 89H74V87H73ZM133 89V88H132ZM146 89H147V87H146ZM174 89V90H173ZM207 88L205 87V90H206ZM69 90H71V87H70V89ZM136 90V89H135ZM161 90V91H160ZM178 90V89H177ZM35 91V90H34ZM75 91V90H74ZM74 91H72V94H75V93H73ZM110 91V92H109ZM141 91H142V89H141ZM144 91L146 92V90L144 89ZM148 91V90H147ZM152 91V90H151ZM157 91H156V93H157ZM103 92V91H102ZM122 92V91H121ZM127 93H129V92H127ZM155 93V94H156ZM164 93H167V92H164ZM205 93H206V91H205ZM6 94V93H5ZM28 94H29V92H28ZM30 94H32V93H30ZM117 94V93H116ZM124 94V93H123ZM142 94V93H141ZM173 94V93H172ZM177 94V93H176ZM179 94H181V93H178L177 95H179ZM185 94V93H184ZM7 95V94H6ZM24 95H26L25 93H24ZM79 95V94H78ZM104 95V94H103ZM151 95H152V93H151ZM165 95V94H164ZM174 95V94H173ZM190 95V94H189ZM188 95V96H189ZM208 95V94H207ZM18 96V95H17ZM16 96V97H17ZM33 96V95H32ZM81 96V95H80ZM129 96V95H128ZM133 96V95H132ZM142 96V95H141ZM158 96V95H157ZM163 96V95H162ZM166 96H168V95H166ZM176 96V95H175ZM0 97H1V95H0ZM22 97H24V96H22ZM156 97V96H155ZM160 97V96H159ZM165 96H163V98H164ZM242 97H244V98H242ZM2 98V97H1ZM5 98V97H4ZM29 98V97H28ZM31 98V97H30ZM29 98V99H30ZM119 98V97H118ZM125 98V97H124ZM153 98V97H152ZM241 98L243 99V101H246V104L243 106H241L240 108H239V111H237L238 109H237V107L238 106H240V105H238L236 102V105L234 106L235 107V110L234 111H237L235 114L233 113V112H231V109H229V108H231L232 107V103H230L231 102V100H238L237 102H240V101H242L241 100ZM80 99V98H79ZM109 99V98H108ZM117 99V98H116ZM240 99V100H239ZM103 100V99H102ZM121 100H122V98H121ZM15 101H16V99H15ZM101 101V100H100ZM104 101V100H103ZM129 101V100H128ZM230 101V102H229ZM259 101V102H258ZM260 101H261V103H260ZM94 102V101H93ZM109 102V101H108ZM230 104H229V103ZM106 103V102H105ZM114 103H115V101H114ZM122 103V102H121ZM233 103H234V101H233ZM234 103V104H235ZM83 104V103H82ZM95 104V103H94ZM100 104H102V103H100ZM115 104H118V103H115ZM114 104V105H115ZM132 104V103H131ZM204 104V103H203ZM241 104V103H240ZM91 105V104H90ZM110 105V104H109ZM112 105H113V101H112ZM124 105V104H123ZM229 105H231L230 107H228ZM118 106V105H117ZM116 106V107H117ZM203 106V105H202ZM83 107V106H82ZM140 107V106H139ZM196 107V105L194 106V108ZM234 107L232 108V111H233V109H234ZM262 107V106H261ZM93 108V107H92ZM102 108V107H101ZM106 108H107V106H106ZM119 108V107H118ZM145 108V107H144ZM159 108V107H158ZM193 108V109H194ZM202 108V107H201ZM200 108V109H201ZM134 109V108H133ZM136 109V108H135ZM140 109V108H139ZM198 109V108H197ZM237 109V110H236ZM117 109H115L114 111H116ZM119 110V109H118ZM259 110H260V108H259ZM88 111V110H87ZM139 111V110H138ZM153 111V110H152ZM256 111H258V110H256ZM256 111H254L255 113H256ZM120 112H121V110H120ZM137 112V111H136ZM139 112H141V111H139ZM149 112V111H148ZM185 112V120H186V117L191 121V119H190V116H193V118L195 117L194 116V114L193 115H187L188 114V112H186V110L184 111ZM109 113H111V112H109ZM118 113H119V111H118ZM150 113V112H149ZM254 113V114H255ZM138 114V113H137ZM142 114V113H141ZM140 113L137 115V116H139V115H141ZM146 114V113H145ZM151 114V113H150ZM250 114V115H249ZM258 114V113H257ZM262 114V113H261ZM111 115V114H110ZM119 115V114H118ZM123 115V114H122ZM126 115V114H125ZM130 115V114H129ZM136 115V114H135ZM149 115V114H148ZM187 115V116H186ZM201 115V114H200ZM121 116V115H120ZM134 116V115H133ZM199 116V115H198ZM253 116V115H252ZM257 116V115H256ZM258 116H259V114H258ZM69 117H70V115H69ZM149 117V116H148ZM116 118V117H115ZM175 118H177L178 119V117H175ZM259 119H257V117H256V119H254V122L256 123H254L253 125L252 124H250V123H248V124H250L248 127L246 126L245 127V129L243 130L242 129V134L243 135H241L240 136V141H239V143L238 142H235L236 144V146H237V149L236 148H234L233 147V149H234V151H233V149H230L231 150V154H227V152H226V157L225 156H223V157H225V158H223L224 159V162H225V164L224 165H231L232 166V164H234V166H235V163H238V158H240L241 159V156L242 155H244V154H246L245 155V157H243V159L244 158H247L249 155L250 156H252L251 158H252V160H253V154H252V152H254V154H256L255 153V151H257L256 149H254L255 151H253L252 149L254 148V147H251V146H257V147H259V143H261V142H263V143H261V145H263L264 146V115L263 116H260V117H258ZM105 119V118H104ZM103 119V120H104ZM116 119H118V118H116ZM125 119V118H124ZM141 119V118H140ZM143 119H144V116H143ZM151 119V118H150ZM156 119V118H155ZM167 119V118H166ZM245 119V120H244ZM73 120V119H72ZM111 120V119H110ZM123 120V119H122ZM133 120V119H132ZM195 120V119H194ZM255 120H258V121H255ZM81 121V120H80ZM80 121H78V122H80ZM111 121H114V120H111ZM126 121V120H125ZM139 121V120H138ZM188 121V120H187ZM186 121V122H187ZM190 121L188 122V124L190 125L191 123H190ZM107 122V121H106ZM121 122V121H120ZM148 122H149V120H148ZM177 122V121H176ZM179 122V121H178ZM177 122V123H178ZM183 122H185V121H183ZM122 123V122H121ZM120 123V124H121ZM130 121H129V125H130ZM133 123V122H132ZM171 123V122H170ZM176 123V124H177ZM76 124V123H75ZM104 124V123H103ZM106 124V123H105ZM123 124V123H122ZM134 124V123H133ZM145 124H146V122H145ZM175 124V125H176ZM179 124V123H178ZM177 124V126L179 127L180 125L182 126L183 124L180 122V125H178ZM186 124V123H185ZM184 124V125H185ZM193 124V123H192ZM241 124V125H240ZM108 125V124H107ZM128 125V126H129ZM138 125V124H137ZM151 125H153L152 123H151ZM172 125H174V124H172ZM175 125L173 126L174 128H175ZM187 125V124H186ZM141 126V125H140ZM143 126V125H142ZM176 126V128H178ZM245 126V125H244ZM135 127H136V125H135ZM134 127V128H135ZM191 127V126H190ZM101 128V127H100ZM110 128V127H109ZM171 128V127H170ZM174 128L172 129L173 131H175L174 130ZM163 129V128H162ZM180 129V128H179ZM179 129H177V130H179ZM104 130H105V128H104ZM113 130V129H112ZM137 130V129H136ZM172 130H170V132L172 131ZM177 130L175 131V134H177L178 132H177ZM182 130H185V129H183L182 128ZM126 131H128L127 129H126ZM181 131V130H180ZM227 131V132H226ZM236 131H238V130H236ZM243 131H244V133H243ZM137 132V131H136ZM231 131H230V133H232ZM240 132V131H239ZM99 133H101V132H99ZM131 133V132H130ZM135 133V132H134ZM133 133V134H134ZM166 133V132H165ZM174 134V132H171L170 133V136L171 137H169L168 135H166V137L163 139H161V141L163 140V142H165L166 143V147L169 145H172L171 143L172 142H178V138H180V136L177 134L176 136H175V134ZM180 133H182V132H179V134ZM187 133V132H186ZM229 133V132H228ZM232 133V134H233ZM107 134V133H106ZM144 134V133H143ZM172 134V135H171ZM110 135V134H109ZM108 135V136H109ZM129 135V134H128ZM135 135V134H134ZM136 135H137V133H136ZM163 135V134H162ZM230 135V134H229ZM111 136V135H110ZM145 136V135H144ZM126 137V136H125ZM136 137V136H135ZM148 137V136H147ZM150 137H152V136H150ZM162 137H164V136H162ZM178 137V138H177ZM146 138V137H145ZM231 138V137H230ZM228 139V140H231V139ZM111 139V138H110ZM115 139V138H114ZM126 139V141H128L129 142V140L127 139V138H125ZM129 139L130 140H132L131 138H130V136H129ZM151 139V138H150ZM181 139V138H180ZM147 140V139H146ZM118 141V140H117ZM117 141H116V143H117ZM122 141V140H121ZM120 141V142H121ZM133 141V140H132ZM138 141V140H137ZM136 141V142H137ZM144 141V140H143ZM151 141V140H150ZM172 141V142H171ZM182 142H184L183 141V139L181 140ZM180 141V142H181ZM238 141V140H237ZM122 142H124V141H122ZM135 142V143H136ZM142 142V141H141ZM147 142V141H146ZM168 142H171L170 144H167ZM257 142V143H256ZM135 143H133V144H135ZM152 143V142H151ZM199 143H201L200 144V146L202 145L203 147L201 148L200 146L198 147V145H199ZM208 143V142H207ZM256 143V144H255ZM123 144V143H122ZM124 144H125V142H124ZM123 144V145H124ZM137 144L139 145V142H137ZM147 144V143H146ZM224 144V145H223ZM252 144H255V145H252ZM258 144V145H257ZM116 145V144H115ZM141 146L143 145V143H141L140 144ZM144 145H145V143H144ZM154 145V144H153ZM153 145H151V146H153ZM184 145H186L185 144V142H184ZM183 145V146H184ZM117 146H118V144H117ZM119 146H120V144H119ZM148 146V145H147ZM146 146V147H147ZM177 146V145H176ZM188 146V145H187ZM197 146V147H196ZM131 147V146H130ZM135 147V146H134ZM140 147V146H139ZM138 147V148H139ZM145 147V148H146ZM166 147H165V149H166ZM171 147V146H170ZM214 147H211V148H214ZM224 147H222V148H224ZM256 147V148H257ZM118 148V147H117ZM124 148V147H123ZM136 148H137V146H136ZM174 148V147H173ZM181 148V147H180ZM198 148L200 149V150H198ZM211 148H209L208 147V149H210L211 150ZM217 148V147H216ZM218 148H220V147H218ZM221 148V149H222ZM245 148V149H244ZM250 148H252V149H250ZM141 149V148H140ZM239 149V150H238ZM242 149H244V150H246V149H248V150H246L248 153H245L244 152V154H242L241 153V150ZM159 150V149H158ZM174 150V149H173ZM187 150H185V151H187ZM188 150V151H189ZM205 150V149H204ZM204 150H202V151H204ZM217 150V149H216ZM215 149L213 150V151H216ZM229 150V151H230ZM236 150V151H235ZM251 150H252V152H251ZM108 151V150H107ZM116 151V150H115ZM138 151H139V149H138ZM156 151V150H155ZM162 151H164L163 153H165V150H162ZM178 151V150H177ZM202 151H200V152H202ZM212 150L211 151H209L210 153L211 152H213ZM217 151H219V150H217ZM216 151V152H217ZM221 151V150H220ZM118 152V151H117ZM166 152L168 153V150H166ZM172 152V151H171ZM189 152V153H190ZM215 152V153H216ZM258 152H261L260 150H259V148H258ZM153 153V152H152ZM173 153V152H172ZM178 153V152H177ZM176 153V154H177ZM204 153V152H203ZM208 153V151L206 152V154ZM214 153V154H215ZM219 153V152H218ZM127 154H128V152H127ZM157 154H159V153H157ZM160 154H161V152H160ZM166 154V153H165ZM181 154V153H180ZM186 154V153H185ZM205 154V153H204ZM204 154H203V156L202 157H204ZM205 154V155H206ZM240 154H241V156H240ZM257 154H259V156H261L262 155V153L260 154V153H257ZM1 155V154H0ZM4 155V154H3ZM168 155V154H167ZM179 155V154H178ZM212 155H213V153H212ZM215 155H217V154H215ZM228 155V156H227ZM2 156V155H1ZM0 156V157H1ZM129 156V155H128ZM161 156V155H160ZM170 156V155H169ZM187 156V155H186ZM207 156H209L208 154H207ZM207 156H206V158H207ZM257 157H258V155H256ZM255 156V159H256V161H257V157ZM262 156H264V155H262ZM5 157V156H4ZM8 157V156H7ZM7 157H5L6 159H7ZM196 157H199L200 158V156H196ZM2 159H3V157H1ZM0 158V159H1ZM137 158V157H136ZM160 158V157H159ZM166 158V157H165ZM177 158V160H178V157H176ZM189 158H191L190 157V155H189ZM189 158H184V160H185V164L187 165L188 163H190L189 161L191 160V159H189ZM212 158V157H211ZM250 158V157H249ZM248 158V159H249ZM251 158H250V160H251ZM260 158V157H259ZM258 158V159H259ZM1 159V160H2ZM9 159V162L11 161L10 160V158H8ZM141 159V158H140ZM143 159V158H142ZM153 159V158H152ZM168 159H169V157H168ZM168 159H166V160H168ZM188 159V161L186 162V160ZM194 159V158H193ZM192 159V160H193ZM207 159H209V158H207ZM255 159L253 160L254 162H256L255 161ZM128 160V159H127ZM134 160V159H133ZM138 160V159H137ZM203 160V159H202ZM247 160V159H246ZM252 160H251V162H252ZM260 160V159H259ZM141 161V160H140ZM158 161V160H157ZM204 161V160H203ZM202 161V162H203ZM205 161L206 162H208L206 159H205ZM210 161V160H209ZM215 161V160H214ZM220 161V160H219ZM247 161H249V160H247ZM138 162V161H137ZM141 162H144V161H141ZM153 162V161H152ZM167 162V161H166ZM168 162H170L171 163V161H170V159L168 160ZM167 162V163H168ZM192 162V164H193V161H191ZM206 162H204L205 163V165H206ZM240 162V161H239ZM242 162V161H241ZM253 162V163H254ZM132 163V162H131ZM195 163V162H194ZM201 163V162H200ZM216 163V162H215ZM243 163H244V161H243ZM248 163V162H247ZM247 163H245V164H247ZM164 164V163H163ZM180 164V163H179ZM184 164V165H185ZM210 163L208 162V164H207V167L209 168L208 170H210L211 168L210 167H213L214 166V164H212L211 163V165H209ZM216 164H218V161H217V163ZM216 164H215V166H216ZM221 164H222V162H221ZM218 164V166L220 167V168H223L222 170H220V168L218 167V166H214L213 168H215L214 169V171L216 170V169H219L221 172L223 171L224 172V165L222 164ZM244 164V165H245ZM249 164V163H248ZM247 164V165H248ZM189 165V164H188ZM187 165V166H188ZM191 165V164H190ZM189 165V167L191 168L192 166H196V165H191L190 166ZM221 165V166H220ZM239 165V164H238ZM253 165V164H252ZM158 166V165H157ZM163 166V165H162ZM167 166H168V164H167ZM174 166V165H173ZM176 166V165H175ZM174 166V167H175ZM181 166V165H180ZM204 166V165H203ZM224 166V167H223ZM237 166V165H236ZM235 166V167H236ZM240 166V165H239ZM181 167H183V166H181ZM185 167V166H184ZM198 167V166H197ZM200 167H202V165L200 166ZM226 167H228V166H226ZM225 167V168H226ZM238 167V166H237ZM240 167H242V166H240ZM244 167V166H243ZM248 167H249V165H248ZM153 168V167H152ZM155 168V167H154ZM203 168V167H202ZM230 168V166L227 168V169H229ZM244 168H246V167H244ZM250 168V167H249ZM264 168V167H263ZM167 169V168H166ZM169 169V168H168ZM167 169V170H168ZM188 169V168H187ZM193 169V168H192ZM226 169V170H227ZM262 169V168H261ZM179 170V169H178ZM180 170H182V168L180 169ZM184 170V169H183ZM194 170H195V168H194ZM198 170V169H197ZM197 170H195V173H196V171ZM200 170V169H199ZM206 170L207 169H205L204 170V172H206ZM230 170V169H229ZM238 170V169H237ZM263 170V169H262ZM176 171V170H175ZM191 173H192V170H189ZM202 171V170H201ZM212 171V170H211ZM219 171V173H221ZM239 171H241V170H239ZM244 171H246V170H244ZM264 171V170H263ZM262 171V172H263ZM159 172V171H158ZM213 172V171H212ZM228 172V171H227ZM229 172H231V171H229ZM242 172V171H241ZM260 171H258V172H256V173H259ZM111 173V172H110ZM161 173V172H160ZM181 172H179V174H180ZM183 173V172H182ZM181 173V174H182ZM187 173V172H186ZM185 173V174H186ZM189 173V172H188ZM194 173V172H193ZM192 173V174H193ZM213 173H215V172H213ZM212 173V174H213ZM219 173H216V174H219ZM248 173V172H247ZM252 173V172H251ZM104 174V173H103ZM108 174V173H107ZM150 174V173H149ZM168 174H170V173H168ZM178 174V173H177ZM178 174V175H179ZM231 174V173H230ZM229 174V175H230ZM142 175H143V173H142ZM173 175V174H172ZM175 175V174H174ZM184 175V174H183ZM180 176L179 175V177H184V176ZM197 175H199L198 173H197ZM248 175V174H247ZM252 175V174H251ZM255 175V174H254ZM257 175V174H256ZM261 175V177H260V179L259 180H256V181H254V180H252L253 182H252V184H250L249 183V185H253L252 187H249L248 186V184L246 183V185L247 186H244V184L242 185L243 187H238V188H235L236 190L235 191H233L232 193H234V198H233V201H232V198L230 199L231 201H229V200H226L227 199V197H226V199H225V201H221L222 203H220L219 205H214L213 203V205L212 204H210V205H207V204H204V205H206V206H202V205H200L199 207H200V209H207L208 211V213H210L209 211H211V213L210 214H215V215H218V216H220L219 218L221 219H218V220H220L219 222H218V225H217V227H216V229L214 230L215 232H216V236L217 235H220L221 236V238L219 237V236H217V238L219 237L220 239L219 240H216V241H214L215 239V235H213V232H211L210 230H209V228L208 227H206V229L204 228V230H206L208 233H210V234H208V233H205L206 235H208V238H210L211 239V241L213 240V242H219V243H217L216 245L218 246V256H217V252L216 253H214V255L215 256H217L216 257V261H214L215 259H211L208 255H206V254H202L201 253V257H199V258H197L196 260H193V261H185V259L184 258H182V256L181 255H178L177 253H175V252H171V250H170V252L168 251V250H166L165 252H163V251H161L162 249H161V245L160 246H157V245H153V240H151V238H149V239H146V238H141L140 240H138V239H136V238H134L135 240H137L136 242L134 241V239H133V237H131V235H130V237L129 236H124V235H122V234H117V238H119V240L121 239L124 243H126L127 245L129 244V246H137V247H135V250H137V252H138V254H137V256H139L138 258H140V261L138 260V261H136L135 263H134V261H131V260H129V261H127V260H124V259H121L120 257V261H122V263H119L117 260H115V259H111L110 260V257L111 256H109V257H107V258H105L104 257V255H105V253H107L108 254V251L107 252H105L106 250H104V252L102 251L103 250V248L105 249V247H101V249L98 247L97 249H96V251L95 252H87L88 250H89V247H85L84 246V248L83 247H81L82 249H81V251L82 252H77L75 249H72L73 251H74V253H72V252H70V251H66V252H64V253H60L59 252V247L56 245V242H54V243H51V244H49V246L51 245L52 246V248H53V250L50 252V254H48L46 251H45V249L43 248V249H40L41 247H39V244H38V242L34 239V238H31V235H30V237H26V238H24V239H21V241H18V244L16 243L14 246H12V247H14V248H16L17 247V250H19L20 252H22V259H24V260H26L27 261V264H219L220 262H222V261H224L225 262V259H227L226 258V256L225 255H229V253H226V250H224L225 249V244L226 245H228V240H230L231 239V237H234V240H235V238L237 239V243H236V250L239 252V255L240 254H242V251H243V247L245 246V244H246V241H247V235H248V233L249 232H251L250 230L251 229H253V231H255L254 229V227L253 228H251L250 227V223H251V220H252V218H253V216H254V214L256 213V211L258 210V208H259V206L261 205V204H259V201H263V199H264V190H262L263 189V187H262V189H260V188H258V182H260L261 184L263 183V186H264V182H263V179H264V174H263V176H262V174H260ZM259 175V176H260ZM156 176V175H155ZM187 176V175H186ZM185 176V177H186ZM190 176V175H189ZM203 176V175H202ZM106 177H107V175H106ZM164 177V176H163ZM166 177V176H165ZM188 177V176H187ZM186 177V178H187ZM194 176H192V178H193ZM227 177V176H226ZM245 177V176H244ZM249 177H250V175H249ZM195 179H196V177H194ZM200 178H201V176H200ZM224 178V177H223ZM228 178H229V176H228ZM227 178V179H228ZM233 178V177H232ZM247 178V177H246ZM258 178V177H257ZM16 179H17V177H16ZM108 179V178H107ZM203 179V178H202ZM220 179V178H219ZM226 179V178H225ZM238 179V178H237ZM242 179V178H241ZM244 179V178H243ZM249 179V178H248ZM185 180V179H184ZM201 180V179H200ZM239 180V179H238ZM237 180V181H238ZM261 180H262V182H261ZM163 181V180H162ZM167 181V180H166ZM192 181V180H191ZM244 181H246V180H243V182ZM248 181V180H247ZM143 182V181H142ZM183 182H185L186 183V181H183ZM188 182H190V181H188ZM187 182V183H188ZM194 182V181H193ZM192 182V183H193ZM196 182V181H195ZM197 182H198V180H197ZM217 182V181H216ZM224 182V181H223ZM234 183H236V182H234ZM241 183V182H240ZM164 184V183H163ZM171 184V183H170ZM190 184V183H189ZM203 184H204V182H203ZM207 184H209V183H207ZM183 185H184V183H183ZM187 185V184H186ZM195 185V184H194ZM221 185H222V183H221ZM223 185H224V183H223ZM258 185V186H257ZM205 186V185H204ZM207 186V185H206ZM257 186V187H256ZM187 187H189V186H187ZM191 187V186H190ZM197 187V186H196ZM199 187V186H198ZM197 187V188H198ZM209 187V186H208ZM168 188V187H167ZM178 188V187H177ZM194 188H195V186H194ZM200 188V187H199ZM203 189H207V187L206 188H204V187H202ZM201 188V189H202ZM210 188H212V187H210ZM170 189V188H169ZM209 189V188H208ZM126 190V189H125ZM214 190V189H213ZM229 190V189H228ZM195 191V190H194ZM197 191H198V189H197ZM204 191V190H203ZM208 191V190H207ZM227 191V190H226ZM17 192H19V191H17ZM16 192V190H15V192L14 193H17ZM123 192V191H122ZM200 192H201V190H200ZM20 193V192H19ZM19 193H17V195H15V197L17 198V196L19 197L20 196V194ZM133 193V192H132ZM136 193V192H135ZM122 194V193H121ZM172 194V193H171ZM183 194H185V193H183ZM9 195V194H8ZM23 195V194H22ZM129 195H132L131 194V192H130V194ZM185 195H187V194H185ZM198 195V194H197ZM201 195H203V193H201ZM124 196V195H123ZM173 196V195H172ZM230 196V195H229ZM134 197V196H133ZM195 197H197V196H195ZM199 197V196H198ZM20 198H24V197H22V196H20L19 198H17V200L20 202L21 200H19ZM131 198V197H130ZM173 198V197H172ZM191 198V197H190ZM201 198V197H200ZM3 199H7V198H5V197H2V201H3ZM9 199H11L10 197H9ZM239 199H241V200H239ZM24 199H22V201H23ZM175 200H177V199H175ZM17 201V202H18ZM21 201V202H22ZM6 204H7V201H4ZM17 202H15V201H12V203L14 204V205H17L18 203ZM201 202V201H200ZM199 202V203H200ZM10 203V202H9ZM7 204L8 206H9V209L10 208H14V205L12 206H10V204ZM16 203V204H15ZM154 203V202H153ZM161 205V204H160ZM195 206V205H194ZM158 207V206H157ZM13 208H12V210H13ZM17 207H15V209H16ZM193 208V207H192ZM191 208V209H192ZM19 209V208H18ZM157 209H161V207L160 208H157ZM155 210L154 211V213H156L157 211H159L160 212V210ZM199 208H198V206H197V208H195V210L193 209V211H195V213H196V215H198L197 213H200V212H197L198 210H200ZM188 210H190V208L188 209ZM15 211H17V209L15 210ZM14 210L13 211H11V213L12 212H15ZM201 211V210H200ZM204 211H206V210H204ZM163 212V211H162ZM158 213V212H157ZM187 213H189V216L190 215H192V210H191V214H190V212L188 211ZM166 214V213H165ZM202 214V213H201ZM206 214V213H205ZM156 215V214H155ZM158 216L156 217L155 216V219L156 218H158V217H160V213H158L157 214ZM163 215V214H162ZM170 215V214H169ZM168 215V216H169ZM209 215V214H208ZM166 216V215H165ZM199 216H200V214H199ZM199 216H196V217H198V220H199ZM202 216V215H201ZM218 216H216V218H218ZM167 217V216H166ZM193 217V216H192ZM196 217H195V219H196ZM208 217H210V216H208ZM207 217V218H208ZM160 219V218H159ZM159 219H157V220H159ZM202 219H203V217H202ZM201 218H200V220H202ZM197 220V221H198ZM199 220V222H201ZM151 221V220H150ZM160 221V220H159ZM207 221V220H206ZM205 221V223H207ZM184 222V221H183ZM204 222V221H203ZM208 224V223H207ZM181 226V225H180ZM208 226V225H207ZM216 226V225H215ZM174 227V226H173ZM184 227V225H182V227L181 228H183ZM258 227V226H257ZM175 228V227H174ZM180 228V229H181ZM208 228V229H207ZM257 229V228H256ZM104 230V229H103ZM172 230V229H171ZM170 230V231H171ZM179 230V229H178ZM174 231H176V233L178 232L177 230H175L174 229ZM180 231V230H179ZM252 231V232H253ZM173 232V231H172ZM182 232V231H181ZM180 232V233H181ZM199 232V231H198ZM205 232V231H204ZM225 232H227V234H225ZM251 232V233H252ZM204 234V233H203ZM225 234V236H223ZM247 234V235H246ZM178 235H179V233H178ZM182 235V234H181ZM115 236H116V234H115ZM173 236H174V233H173ZM176 236V235H175ZM183 236V235H182ZM236 236V237H235ZM250 236V235H249ZM183 237H185V236H183ZM174 238V237H173ZM175 238H177V237H175ZM180 238L181 239H183L181 236H180ZM202 238H206L205 240H207V237H205V235L204 236H202ZM133 239V240H132ZM178 239V238H177ZM203 239V240H204ZM210 239H209V241H210ZM178 240H180V239H178ZM184 240V239H183ZM233 239H232V242L234 241ZM52 241H54V240H52ZM107 241V240H106ZM181 241V240H180ZM108 243V242H107ZM123 243V245L125 246L126 244H124ZM178 243V242H177ZM110 244V243H109ZM160 244V243H159ZM181 244V243H180ZM13 245V244H12ZM176 245V244H175ZM178 245V244H177ZM202 245V244H201ZM181 246V245H180ZM203 247H204V245H203ZM224 247V248H223ZM30 248V249H29ZM95 248H96V246H95ZM177 248V247H176ZM211 250H212V247H209ZM174 249V248H173ZM207 249V248H206ZM210 249H209V251H210ZM227 249V248H226ZM93 250V249H92ZM109 250V249H108ZM116 250V249H115ZM222 250H224L225 251V255L224 254H222V253H224V251L222 252ZM16 251V249L14 250V252ZM110 251V250H109ZM161 251V252H160ZM214 251V250H213ZM212 251V252H213ZM215 251H217V250H215ZM214 251V252H215ZM84 252H87V253H84ZM118 252V251H117ZM212 252H210V253H212ZM228 252V251H227ZM11 253V252H10ZM219 253H220V257H219ZM231 254V253H230ZM237 255H238V253H236ZM146 255V256H145ZM212 255V254H211ZM236 255V256H237ZM238 255V256H239ZM123 256V255H122ZM125 256V255H124ZM123 256V257H124ZM230 256V255H229ZM229 256H227L228 258H229ZM117 257V256H116ZM235 257V256H234ZM233 257V258H234ZM217 258H219L218 260H217ZM232 258V259H233ZM231 259V260H232ZM240 259H241V255H240ZM133 260V259H132ZM256 260V259H255ZM227 262H228V260H227ZM241 262V261H240ZM261 263V262H260ZM259 263V264H260ZM221 264V263H220ZM223 264H225V263H223ZM257 264V263H256Z\"/></svg>",
	"mask_w": 264,
	"mask_h": 264
},
{
	"label": "crops",
	"instance_id": "0c3cea01",
	"mask_svg": "<svg viewBox=\"0 0 264 264\" xmlns=\"http://www.w3.org/2000/svg\"><path fill=\"white\" fill-rule=\"evenodd\" d=\"M213 55H210V54H208L207 56H205L206 58H211ZM204 78H205V83L204 84H206L205 86H206V88L208 89V87L207 86H209L210 85V82H211V74H208L207 72H205V76H203Z\"/></svg>",
	"mask_w": 264,
	"mask_h": 264
}]
</instances>
